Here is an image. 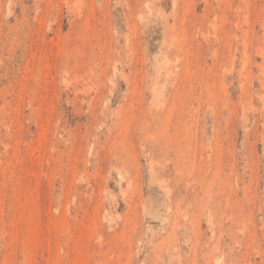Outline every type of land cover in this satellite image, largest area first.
Instances as JSON below:
<instances>
[{
  "label": "rangeland",
  "instance_id": "374dc122",
  "mask_svg": "<svg viewBox=\"0 0 264 264\" xmlns=\"http://www.w3.org/2000/svg\"><path fill=\"white\" fill-rule=\"evenodd\" d=\"M0 264H264V0H0Z\"/></svg>",
  "mask_w": 264,
  "mask_h": 264
}]
</instances>
